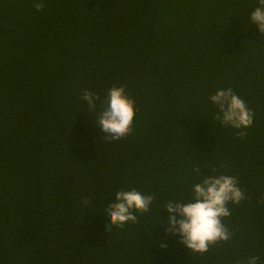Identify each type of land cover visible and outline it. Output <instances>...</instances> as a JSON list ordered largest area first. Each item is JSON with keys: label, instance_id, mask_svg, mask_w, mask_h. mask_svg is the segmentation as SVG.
<instances>
[{"label": "trees", "instance_id": "1", "mask_svg": "<svg viewBox=\"0 0 264 264\" xmlns=\"http://www.w3.org/2000/svg\"><path fill=\"white\" fill-rule=\"evenodd\" d=\"M44 3L0 0V264H264L258 0ZM113 86L134 100L135 118L130 135L108 142L103 105L89 112L80 97ZM227 88L255 113L244 139L213 119L209 97ZM213 174L234 176L247 198L229 205L232 239L193 255L165 235L162 207ZM120 189L155 200L137 224L109 232L105 209Z\"/></svg>", "mask_w": 264, "mask_h": 264}, {"label": "clouds", "instance_id": "2", "mask_svg": "<svg viewBox=\"0 0 264 264\" xmlns=\"http://www.w3.org/2000/svg\"><path fill=\"white\" fill-rule=\"evenodd\" d=\"M258 5L251 14L250 22L264 34V0H258ZM32 7L42 11L46 4L44 0H32ZM80 98L87 103L89 112H96L97 102L103 105L97 117V125L105 134L106 141H119L132 133L135 102L128 96L125 87L113 86L103 99L91 91L83 90ZM209 101L217 109L213 119L223 127L236 130L235 135L244 139L255 116L245 101L231 88L216 91L209 97ZM192 172L198 177L201 175L198 166L193 167ZM191 193L188 199L181 196L167 201L162 209L167 212L168 219L166 222L161 220L159 225L165 227L166 236L179 237V243L190 254L204 255L210 248L232 239L233 233L225 224L232 216L229 205H239L247 197L234 176L223 174L204 177L201 182L192 185ZM154 200V195H145L136 189L118 190L114 201L105 209L109 220L107 231L111 232L113 226L123 227L129 222L137 224V213H148ZM89 203L88 199L83 201L84 206ZM258 204L264 205V196ZM166 248L167 244L162 243L161 249ZM259 261L258 256H251L240 264H259Z\"/></svg>", "mask_w": 264, "mask_h": 264}]
</instances>
